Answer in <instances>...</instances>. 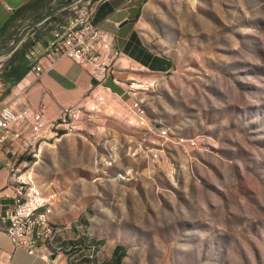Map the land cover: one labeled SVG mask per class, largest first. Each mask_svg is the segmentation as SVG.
Listing matches in <instances>:
<instances>
[{
	"label": "rangeland",
	"instance_id": "374dc122",
	"mask_svg": "<svg viewBox=\"0 0 264 264\" xmlns=\"http://www.w3.org/2000/svg\"><path fill=\"white\" fill-rule=\"evenodd\" d=\"M64 4L1 32L0 57L13 54L0 71L21 57L25 32L50 37L70 17L55 14ZM45 13L51 24L36 27ZM141 27L173 63L142 81L156 83L139 96L147 136L117 115L8 160L44 199L60 194L63 264H115L118 245L121 264H264V0H155Z\"/></svg>",
	"mask_w": 264,
	"mask_h": 264
},
{
	"label": "built area",
	"instance_id": "2783aa9c",
	"mask_svg": "<svg viewBox=\"0 0 264 264\" xmlns=\"http://www.w3.org/2000/svg\"><path fill=\"white\" fill-rule=\"evenodd\" d=\"M102 1L65 0L60 11L69 12L70 17L64 22L53 24L51 41L43 54L34 50L29 52L33 64L26 76L32 75L38 79L61 60L69 59L76 65L90 69L95 84L87 95H95V102L85 103L84 97L77 104L62 108L54 121L46 120L43 108L34 110L28 104L23 107L16 103L6 104L0 108V131L4 133L1 144L11 139L13 142L21 141L29 148L31 138L40 136L41 146L56 145L59 138L64 136L90 133L88 125L104 127L110 118L117 115L145 130L144 136L151 131L147 116L139 111V101H143L139 96L141 91H149L156 83H124L114 78L124 53L116 45L115 36L100 28L93 20L94 12ZM27 40L28 36L24 37L16 49ZM110 76H113L114 84L123 88L122 94L106 87ZM128 99L132 102L129 103ZM158 137L168 139L167 131L159 132ZM151 155L158 159L156 152ZM5 168V161L0 156V172ZM9 184L13 191L12 204L2 220L11 224L8 235L13 246L23 249L30 256L54 262L63 247L55 243L61 229L58 223L50 222V214H56L60 194H50V199L35 197L36 184L29 178V170H21L19 181Z\"/></svg>",
	"mask_w": 264,
	"mask_h": 264
},
{
	"label": "crops",
	"instance_id": "0c3cea01",
	"mask_svg": "<svg viewBox=\"0 0 264 264\" xmlns=\"http://www.w3.org/2000/svg\"><path fill=\"white\" fill-rule=\"evenodd\" d=\"M154 2L155 0H103L94 12L93 20L95 24L113 34L116 45L124 53L114 75V78L124 83L132 81L140 83L146 79V72L163 74L168 73L173 68L172 61L150 48L145 41L144 34L141 33V24L146 21ZM50 4L51 0H45L43 4L40 0H0V34L10 25L20 23L24 17L28 16V10L25 7L32 5L34 9L40 7L45 9ZM59 12L60 10H56L55 14L57 15ZM44 16H46L44 20L36 27L42 26L46 22L51 24V15L47 16L45 13ZM124 23L127 24L122 26ZM29 33L30 31L25 32L24 36L18 39V43L26 36L29 39L31 37ZM50 41L51 36L43 34L29 49L25 60L28 68H31L33 64L29 52L34 50L39 54H43ZM12 54L13 52L8 55L2 54L4 56L0 57V61H5ZM158 58L167 61V63L164 62L159 65L156 60ZM168 62H171V67ZM20 73L23 74L22 78H18V76L9 77V72H7L5 66L0 71V107L9 103H16L19 107L28 104L34 110L43 108L45 118L48 121L56 120L62 108L73 106L84 97L86 99L87 94L95 84L90 69L76 65L69 59L61 60L38 79L32 75L26 78L28 72L25 75L24 71ZM1 75L6 76L1 77ZM5 87L7 88L5 89ZM106 87L114 93H123V88L114 84L113 76L108 78ZM89 131L92 132L91 129ZM3 135L4 133L0 131V139ZM47 146V144H43L39 148L38 142L33 137L29 142V148L25 144L23 145L21 141L13 142L11 139L2 144L0 143V156L6 164V168L0 172V264H63L62 255H59L51 263L39 257L30 256L23 249L15 248L8 235L10 224H6L2 220L12 204L13 191L9 183L18 181L16 171L27 168L22 164L19 166L13 165L7 157H16L23 154H36V157H38ZM54 218L53 216V221L56 222ZM50 221H52L51 214Z\"/></svg>",
	"mask_w": 264,
	"mask_h": 264
},
{
	"label": "trees",
	"instance_id": "16d2710c",
	"mask_svg": "<svg viewBox=\"0 0 264 264\" xmlns=\"http://www.w3.org/2000/svg\"><path fill=\"white\" fill-rule=\"evenodd\" d=\"M44 1L45 0H40L41 4H43ZM31 8H32V5L25 7L26 10H30ZM40 8H44V7H40ZM57 10H59V9H57ZM39 39H40V36H36L35 39H28L20 47L21 57H19V59H17V63H15L14 60L10 63L9 68L11 67V71L9 72V77H14V76L17 77L18 76V78H22L23 74L21 75L20 72L24 71V75H25L30 70V68H28L25 64L26 54L29 51V49L35 44V42ZM156 60H157L159 65H160V63H164V62L167 63V61H165L161 58L160 59L158 58ZM23 61H24V63L21 64V62H23ZM168 65L171 67V65H172L171 62H168ZM153 67H154V65H153ZM123 254H124V248L120 245L116 246V248L114 250L115 264H121Z\"/></svg>",
	"mask_w": 264,
	"mask_h": 264
},
{
	"label": "bare ground",
	"instance_id": "6f19581e",
	"mask_svg": "<svg viewBox=\"0 0 264 264\" xmlns=\"http://www.w3.org/2000/svg\"><path fill=\"white\" fill-rule=\"evenodd\" d=\"M139 111H140V109H139ZM141 112V111H140ZM142 113V112H141ZM18 181H19V177H18ZM18 181H16V182H18ZM36 187V186H35ZM35 189V188H34ZM34 196L35 197H41L39 194H37V193H35L34 192ZM41 199H44L43 197H41ZM50 222H52V221H50ZM52 223H56V222H52ZM11 232V224H10V226H9V233Z\"/></svg>",
	"mask_w": 264,
	"mask_h": 264
},
{
	"label": "water",
	"instance_id": "95a60500",
	"mask_svg": "<svg viewBox=\"0 0 264 264\" xmlns=\"http://www.w3.org/2000/svg\"><path fill=\"white\" fill-rule=\"evenodd\" d=\"M127 23H124L122 26H125ZM53 259H55V256L53 257Z\"/></svg>",
	"mask_w": 264,
	"mask_h": 264
}]
</instances>
